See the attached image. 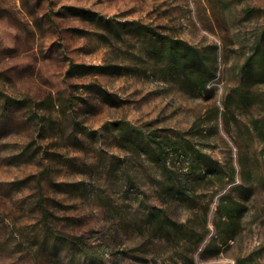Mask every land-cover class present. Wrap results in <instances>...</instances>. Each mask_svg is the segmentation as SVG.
Segmentation results:
<instances>
[{
  "label": "rangeland",
  "instance_id": "1",
  "mask_svg": "<svg viewBox=\"0 0 264 264\" xmlns=\"http://www.w3.org/2000/svg\"><path fill=\"white\" fill-rule=\"evenodd\" d=\"M110 19L115 28L138 21L154 31L119 36L106 26ZM156 32L218 46L212 98L169 67ZM262 35L264 0H0V264L264 262V77L257 63L247 64ZM72 62L110 63L115 72L69 77ZM91 83L115 102L71 85ZM72 92L85 98L75 114L64 111ZM4 96L24 105L6 106ZM120 119L177 136L191 147L186 156L212 159L196 205L170 203L171 216L199 228L209 206L211 232L198 249L184 238L165 240L147 223L151 206L169 204L157 161L128 149L116 131L92 139L75 127L79 120L100 131ZM172 161L186 171L185 156ZM228 193L246 206L240 230L220 241V253L205 255Z\"/></svg>",
  "mask_w": 264,
  "mask_h": 264
},
{
  "label": "trees",
  "instance_id": "2",
  "mask_svg": "<svg viewBox=\"0 0 264 264\" xmlns=\"http://www.w3.org/2000/svg\"><path fill=\"white\" fill-rule=\"evenodd\" d=\"M76 9L78 11L77 13H82L80 12L81 9ZM84 11H87L85 14H82L85 16L94 17L97 15V13L93 11ZM106 26L109 29H115L119 36L133 31L142 34L145 33L147 29L154 31L138 21H126L115 28L114 20L110 19L107 20ZM155 34L156 39L162 44V52L160 55L165 57L168 61L169 67L175 70L178 76L188 81L192 88L203 95L206 99L212 98L215 89L210 86V82L217 76L219 69L218 46L215 44L199 46L184 38L163 35L159 32H156ZM263 39L264 35L258 38L254 45L253 53L247 59L248 65L254 63L258 64V76L261 78L264 77ZM111 72H115V66L110 63L97 65L72 62L67 74L69 77H72L75 75L83 76L86 74ZM250 73L252 74V72L247 73L250 75L249 82L254 78ZM71 85L79 90L91 88L92 91H96L105 99L115 102L116 96L97 83L81 86L77 84ZM244 96V93L238 94V97L243 98ZM4 99L6 106L11 105L22 107L24 105L22 100H12L8 96H4ZM78 100H85V98L80 94L76 95L73 92L69 93L65 97L66 105L64 111H70L72 114H75V107ZM75 127L92 139H96L98 136H106L113 133V131H116L117 135L121 137L125 144L129 143L126 146L128 149L140 154L143 151L149 159L157 161L165 176V180L161 184V192L169 204L162 207L151 206L147 214L148 225L158 232L159 236L165 240L174 241L184 238L187 241V245H190L192 249H198L203 244L204 240L211 232L207 224V212L209 206L204 208V215L201 217L200 221L202 227L199 228V223L196 221L189 220L188 222H183L171 216L170 203L178 201L183 204L196 205L197 202L194 198V193L197 191L198 187L208 179L207 175L209 171L211 169L213 170V161L207 154L202 153L201 151H194L191 156H186L187 152L191 150V147L180 143L177 136H160L152 131L146 132L144 129L134 125L128 120L120 119L111 121L106 123L100 131H94L83 127L82 122L79 120H75ZM175 155L181 157L185 156L186 159L189 160L188 164H185L186 171H180L174 167L175 164L173 163H175V161L173 162L172 158ZM228 165L229 172H227V175L230 180H235L236 167L232 160L229 161ZM218 173L219 174L214 175L221 178L222 172ZM239 189L241 190L242 187ZM246 192L248 196L251 191L250 189H247ZM245 208V204L235 199L231 193L220 197L217 206L219 215L214 222L216 235L212 236L207 242L204 248L205 255H217L222 250L220 241L227 243L236 237L241 225L239 224V221ZM88 263L101 264L102 258H91ZM113 264L121 263L115 262ZM245 264H264V262H258L250 258Z\"/></svg>",
  "mask_w": 264,
  "mask_h": 264
}]
</instances>
